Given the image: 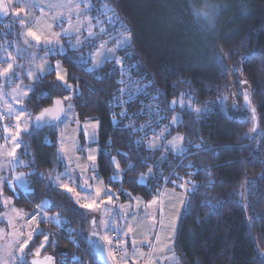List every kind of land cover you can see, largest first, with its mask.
Here are the masks:
<instances>
[{"label": "trees", "instance_id": "trees-1", "mask_svg": "<svg viewBox=\"0 0 264 264\" xmlns=\"http://www.w3.org/2000/svg\"><path fill=\"white\" fill-rule=\"evenodd\" d=\"M9 3L10 16L0 17V50H20L21 26L12 9L17 0ZM89 3L93 38L69 37L64 49L36 50L62 64L67 82L53 71L40 77L26 100L32 120L60 98L80 122L99 123L97 172L115 206L160 204L164 191L184 195L167 240L172 264H264V0ZM123 38L112 59L94 66L99 42ZM30 52L23 53L29 62ZM242 93L248 97L239 106ZM58 124L37 128L32 122L22 135L29 188L11 194L26 213L25 225L38 208L49 219L26 225L38 229L26 259L37 257L34 249L47 237L41 254L55 255L57 264H101L88 234L82 235L95 229L102 235L98 216L86 226V213H92L58 184L66 179ZM0 137L6 143L2 123ZM117 213L108 237L119 233L126 246ZM155 241L156 234L148 254L134 250L137 263L126 249V261L117 262L159 264L153 261Z\"/></svg>", "mask_w": 264, "mask_h": 264}, {"label": "rangeland", "instance_id": "rangeland-1", "mask_svg": "<svg viewBox=\"0 0 264 264\" xmlns=\"http://www.w3.org/2000/svg\"><path fill=\"white\" fill-rule=\"evenodd\" d=\"M12 9L13 16L19 18L21 42L19 40L20 50L13 47L0 50V124L3 125L6 140L5 143L0 137V264H15L18 260L30 264L25 252L38 229L31 231L25 225L26 213L15 205L11 194L26 193L29 188L27 171L23 169L28 163L19 153L22 135L30 131L34 122L26 108V100L33 90V85L45 74L53 71L57 80L64 84L67 82V73L62 64L59 61L51 62L45 55L37 56L36 50L64 49V39L69 37L82 40L81 36L86 35L93 38L96 24L89 13V0H17V5ZM108 42H99L97 50L93 52L94 66L98 67L104 61L112 59L115 51L126 43V39ZM28 50L31 51V62L23 56ZM245 97H248L245 93L238 94L239 106H242ZM230 107V99L226 98L224 109L228 114H231ZM249 118L252 119L251 114ZM57 127L59 154L66 163L63 175L66 179L60 180L58 184L60 188L75 196L80 208L92 213H86V226H91L96 214L98 223L102 226V235L110 245L108 229L115 226V217L111 216L115 209L116 213L119 211L121 215L119 226H125L124 231L128 239L125 249L128 256H132V260L136 259V263L140 260L135 256L134 250H138L136 248L148 254V246L152 244L156 234L154 263L158 261L172 264L174 258L171 254L170 237H173L175 220L181 212L179 202L184 195L169 191L165 198L164 191V194L162 192L160 195L161 199L165 200L160 204L148 203L141 208L140 203L135 202L131 209L125 205L115 206L112 203L113 197L107 196L109 190L97 172L98 146L93 143L98 140L99 123L80 122L73 106L69 104L65 118ZM109 203H112L113 207H109ZM168 229L171 231L170 235ZM92 232L99 233V230H86L82 235ZM137 237L141 239L137 240ZM47 243L48 239L44 237L35 247L34 254L42 256V250Z\"/></svg>", "mask_w": 264, "mask_h": 264}, {"label": "water", "instance_id": "water-1", "mask_svg": "<svg viewBox=\"0 0 264 264\" xmlns=\"http://www.w3.org/2000/svg\"><path fill=\"white\" fill-rule=\"evenodd\" d=\"M10 13L9 0H0V17L7 19ZM66 112L67 106L64 100L55 99L49 107L35 116L34 124L37 128L54 127L65 117ZM244 209H246L245 205ZM87 239L92 244L101 264H116L109 253L107 241L100 233H91ZM30 264H57V258L53 254H46L34 257Z\"/></svg>", "mask_w": 264, "mask_h": 264}, {"label": "built area", "instance_id": "built-area-1", "mask_svg": "<svg viewBox=\"0 0 264 264\" xmlns=\"http://www.w3.org/2000/svg\"><path fill=\"white\" fill-rule=\"evenodd\" d=\"M49 221L47 214L41 209L38 208L35 213H33L26 221V225L33 227L37 224H45ZM111 240L113 242V254L117 259H122L123 254V243L121 240V235L119 233H111ZM17 264H23L21 261H17Z\"/></svg>", "mask_w": 264, "mask_h": 264}, {"label": "crops", "instance_id": "crops-1", "mask_svg": "<svg viewBox=\"0 0 264 264\" xmlns=\"http://www.w3.org/2000/svg\"><path fill=\"white\" fill-rule=\"evenodd\" d=\"M168 192H169V191H168ZM168 192L165 191V198L167 197ZM163 194H164V192H163ZM165 198H162V199H161V195H160V203L163 202V201L165 200ZM182 203H183V199L179 202V209H181V207H182V206H181ZM179 215H180V214L178 213V216H177V219L175 220V222L178 220ZM175 224H176V223H175ZM148 262H149V261L147 260L144 264H148ZM159 264H163V263H160V262H159Z\"/></svg>", "mask_w": 264, "mask_h": 264}]
</instances>
